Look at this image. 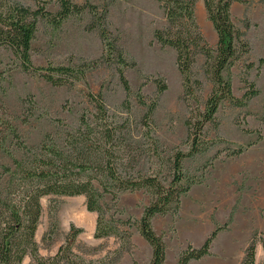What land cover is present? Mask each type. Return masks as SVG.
Masks as SVG:
<instances>
[{
  "label": "rangeland",
  "instance_id": "rangeland-1",
  "mask_svg": "<svg viewBox=\"0 0 264 264\" xmlns=\"http://www.w3.org/2000/svg\"><path fill=\"white\" fill-rule=\"evenodd\" d=\"M13 1L35 8L42 0ZM71 2L89 3L99 12L106 7L104 23L110 33L108 40L101 39L98 28L89 27L93 16L85 9L67 17L57 28L44 19L38 20L30 57L34 66L43 68L40 73L23 71L14 56L0 47V120L4 112L5 121H9L19 140L27 146L38 145L47 134L59 142L65 132L76 128L82 113L92 110L88 94L100 93L112 120L127 123L122 135L127 147L116 161L131 173L134 166L135 171L167 177L171 153L188 150L186 121L190 110L195 113L196 109L201 110L212 88L203 71L204 57L198 55L193 66L202 90L195 102L183 101L175 51L153 38L154 30L165 26L162 10L155 0ZM234 6L237 9L233 21L244 30L250 52L234 61L224 74L229 76L235 99H241L247 88L242 82L244 77L254 84L258 93L245 104L222 101L214 122L206 123L203 128L202 136L209 147L182 161L184 184L190 185L189 190L180 196L174 214L156 215L151 221V228L162 236L165 244V264H175L181 251L188 245L198 248L217 228L210 255L188 264H240L253 234L257 237L255 249L262 252L255 256V264H264L259 241L264 240V63H258L264 58V0H244ZM45 9L54 13L58 4L50 1ZM99 16L94 20L98 27L103 22ZM194 17L205 41L214 47L216 33L202 0L195 3ZM245 23H248L246 29ZM112 39L116 40L115 45L128 66L118 65L114 52L111 60L105 61L109 53L106 44ZM249 63L253 64L251 68L247 67ZM82 65L86 66L82 68ZM57 66L74 72L82 68L83 74L71 83L55 85L41 74L58 80L59 74L50 71ZM119 68L128 82V94L118 77ZM155 78L166 85L162 93L156 91ZM138 97L145 102L143 105ZM154 102V110L145 118L148 106ZM9 132L2 131L0 126V170L12 157L21 155L18 140ZM239 148L241 153H231ZM149 201L150 195L141 190L121 192L115 201L109 194L102 198L104 206L109 207L106 218L119 221L114 223L117 225L127 219L131 222L139 219ZM84 202L83 195H48L40 199L41 215L34 237L39 256L55 254L72 224L82 229L74 251L83 258L96 260L107 256V261L114 260L112 264H149L151 248L136 225L120 226L130 238L125 250L115 255L120 241L114 236L93 237L96 213L88 212ZM21 264H33V261L27 255Z\"/></svg>",
  "mask_w": 264,
  "mask_h": 264
},
{
  "label": "trees",
  "instance_id": "trees-1",
  "mask_svg": "<svg viewBox=\"0 0 264 264\" xmlns=\"http://www.w3.org/2000/svg\"><path fill=\"white\" fill-rule=\"evenodd\" d=\"M55 1L58 4L56 12L45 9V4ZM163 13L165 26L153 32L154 40L160 45H167L175 51V64L182 84L183 101L197 100V94L202 90V82L194 76L193 66L196 57H204L203 71L210 79L212 88L205 99L202 109L190 110L186 121L188 127V150H175L169 157L168 176L162 177L156 173L125 171L117 156L125 153L126 144L122 142L123 132L127 129L125 121H114L108 114L102 95L88 94L92 110L79 116L75 129L65 132L59 142L49 134L36 146H27L19 140L15 128L5 121L4 112L0 120L2 131L10 130L21 150L19 157H12L8 165L0 170V264H21L29 255L33 264H112L114 260L85 259L74 251V245L81 228L70 225L64 242L50 257H41L37 253L34 240L41 215L40 199L48 195L77 196L85 198V208L96 213L94 238L116 237L120 243L115 255L121 254L128 244L130 235L121 231L120 226L136 225L140 236L151 248L149 264H165V244L162 236L157 234L151 225L156 215L174 214L179 206L180 196L189 190V184H184L182 161L185 158L200 154L209 147L203 134L206 123L214 122V115L222 101H234L245 104L258 93L254 84L245 77L242 82L247 87L241 99H235L231 94L229 67L238 58L250 52V45L244 39V30L235 25L230 12L233 2L243 3L244 0H202L207 19L215 33L216 43L211 47L205 41L194 17V6L197 0H155ZM87 9L92 14L89 27L98 28L102 40H108L110 34L105 26L106 7L96 10L89 3L78 5L71 0H42L35 8L24 6L13 0H0V47L6 48L18 61L25 72L40 73L43 68L34 66L31 57V43L37 31V22L44 19L57 28L70 15L80 14ZM103 21L95 23L97 15ZM244 29L248 23L244 24ZM115 39L106 44L109 53L105 61L109 62L116 54L118 65L128 66L122 57V52L115 45ZM94 63L97 61H93ZM258 63H264L260 58ZM83 66L86 65H82ZM252 63L247 65L248 68ZM74 72L72 69L57 66L50 69L59 74L60 79L41 74L42 77L55 85H62L77 80L83 69ZM118 77L126 94L129 85L122 68L118 69ZM71 79L70 81H68ZM157 93H162L166 85L155 78ZM139 98V97H138ZM142 105L145 103L139 98ZM151 103L148 117L155 108ZM144 118V119H145ZM145 121V120H144ZM146 125V123H144ZM5 139L3 137L2 141ZM242 149L233 150L232 154L241 153ZM159 158L158 154H154ZM145 191L150 195V201L143 207L139 219L121 221L120 225L111 217L106 218L109 207L104 206L102 198L105 194L115 201L117 195L124 191ZM54 210V209H53ZM218 228L212 231L203 243L194 248L190 245L179 254L175 264H188L210 255V245ZM256 235L248 242L240 264H255ZM261 242L264 251V240ZM107 261V263H106ZM133 264H136L135 262Z\"/></svg>",
  "mask_w": 264,
  "mask_h": 264
},
{
  "label": "crops",
  "instance_id": "crops-1",
  "mask_svg": "<svg viewBox=\"0 0 264 264\" xmlns=\"http://www.w3.org/2000/svg\"><path fill=\"white\" fill-rule=\"evenodd\" d=\"M237 5V4H239L238 2H233L232 3V5H231V7H230V12H231V14H232V16H235V13H234V11L237 9V7H235L234 5ZM255 256L257 257V255H259L260 256V254H262V252H261V250L260 249H258L257 250V248L255 249ZM150 256V255H149Z\"/></svg>",
  "mask_w": 264,
  "mask_h": 264
}]
</instances>
